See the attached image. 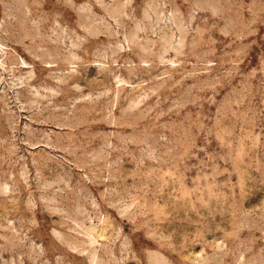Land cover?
Returning <instances> with one entry per match:
<instances>
[{"label":"rangeland","instance_id":"obj_1","mask_svg":"<svg viewBox=\"0 0 264 264\" xmlns=\"http://www.w3.org/2000/svg\"><path fill=\"white\" fill-rule=\"evenodd\" d=\"M0 264H264V0H0Z\"/></svg>","mask_w":264,"mask_h":264}]
</instances>
